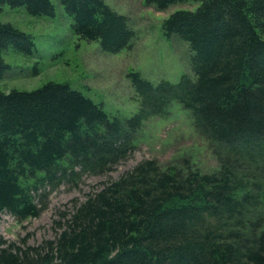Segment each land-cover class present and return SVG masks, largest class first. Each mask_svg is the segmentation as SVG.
<instances>
[{"label": "trees", "instance_id": "trees-1", "mask_svg": "<svg viewBox=\"0 0 264 264\" xmlns=\"http://www.w3.org/2000/svg\"><path fill=\"white\" fill-rule=\"evenodd\" d=\"M74 31L103 49L130 47L128 17L105 0H61ZM177 9L163 22L193 49L194 76L153 82L130 71L138 110L121 118L69 82L0 89V218L38 217L52 189L106 175L130 158L145 120L172 101L191 110L219 163L213 171L144 158L56 211L54 236H0V264H264V0H145ZM4 3L54 15L52 0H0L3 51L32 53L33 35L1 19Z\"/></svg>", "mask_w": 264, "mask_h": 264}, {"label": "rangeland", "instance_id": "rangeland-1", "mask_svg": "<svg viewBox=\"0 0 264 264\" xmlns=\"http://www.w3.org/2000/svg\"><path fill=\"white\" fill-rule=\"evenodd\" d=\"M128 17L135 31L130 47L117 52L103 49L99 40L80 37L61 0H52L54 15H33L26 5L4 3L1 19L33 35L32 53L12 46L3 51L9 67L0 77L1 90H32L48 81L69 82L72 87L99 102L110 115L126 118L139 107L138 96L129 75L139 71L153 81L178 82L183 74L194 76L190 42L174 34L167 37L163 22L177 9H193L198 2L188 1L160 10L145 0H105ZM167 116H152L140 128L133 155L106 175H85L79 182H64L52 189L49 206L40 216L18 220L9 212L0 218V236L9 241L28 238L36 244L54 236L56 211L83 200L104 181L118 178L144 158H155L163 167H193L213 171L219 167L209 141L198 131L191 110L172 101Z\"/></svg>", "mask_w": 264, "mask_h": 264}]
</instances>
